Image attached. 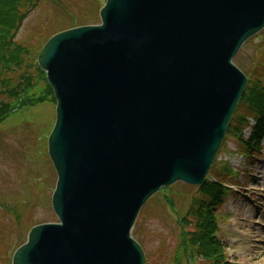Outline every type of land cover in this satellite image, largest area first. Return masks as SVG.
<instances>
[{
  "label": "water",
  "instance_id": "water-1",
  "mask_svg": "<svg viewBox=\"0 0 264 264\" xmlns=\"http://www.w3.org/2000/svg\"><path fill=\"white\" fill-rule=\"evenodd\" d=\"M100 25L59 32L39 65L57 100L49 155L61 223L13 264H144L131 231L176 181L202 184L247 84L233 58L264 0H108Z\"/></svg>",
  "mask_w": 264,
  "mask_h": 264
},
{
  "label": "rangeland",
  "instance_id": "rangeland-1",
  "mask_svg": "<svg viewBox=\"0 0 264 264\" xmlns=\"http://www.w3.org/2000/svg\"><path fill=\"white\" fill-rule=\"evenodd\" d=\"M63 1L65 5L61 7L53 0L43 3L16 34L18 42L30 46L29 53L22 57L26 75L33 77L10 79L8 84L0 81V107L9 102L18 106L0 122V264H11L14 249L24 242L32 226L57 220L51 205L57 176L46 144L56 116V103L48 93L44 75L35 68L37 55L55 24L63 27L75 24L70 19L73 12L78 22L90 19L98 23L99 8L104 3V0ZM254 39L243 46L236 63L255 81L259 77L264 79V39ZM16 66L13 71H25L21 66L17 70ZM26 81L30 82L28 87L23 85ZM4 86L21 90V95L6 96ZM249 132L246 130L245 135ZM218 158V163L230 162L238 175L231 181L236 183L235 195L230 193L217 209L223 236L220 242L227 243V256L232 262L264 264V229L258 226L264 222V152L258 158L241 157V146L230 136ZM241 191L247 193V198ZM198 194L196 186L176 183L157 193L144 206L135 238L145 249L149 264H174L182 227L178 219L187 211L192 196ZM199 261L205 258L200 257Z\"/></svg>",
  "mask_w": 264,
  "mask_h": 264
},
{
  "label": "trees",
  "instance_id": "trees-1",
  "mask_svg": "<svg viewBox=\"0 0 264 264\" xmlns=\"http://www.w3.org/2000/svg\"><path fill=\"white\" fill-rule=\"evenodd\" d=\"M43 1L44 0H0V81L4 84H8L10 79L8 75L10 73L19 72L13 71L16 64L17 69H19V66L22 68L25 67L22 54L26 55L29 53V46L17 42L15 37L19 29L23 26L25 18H27L30 12L35 10L36 6ZM89 20L90 19H85L78 22L77 19H74L73 22L76 24L91 23ZM60 27L58 28L57 26L56 29L59 30ZM52 34L53 32L51 35ZM48 38L44 41L46 42ZM38 71L44 74L39 67ZM46 86L48 93H53V89H51L48 83ZM246 91L247 92L240 101V106L246 113L252 114L256 120L257 125L254 128L253 136L249 142L245 143V146L249 149H253L255 146L259 147L262 134H264V79L259 77L255 79V81H251ZM26 92L25 90V93ZM7 93L12 96L21 95L20 90L9 91ZM24 94H22V96ZM9 111V106L1 107L0 119L6 117ZM235 121V123H231V125H233L231 131L241 137L242 129L247 125L246 117L239 118L238 115ZM200 192H203L204 197L198 199L196 207L191 208V213L195 217L194 225L197 231L182 233L178 250L174 256L175 264H194L195 253H203L209 257H214V261L210 264H227L224 262L223 257H218L222 252V246L219 245L216 235H214L217 230V224L215 214L213 213L215 204L220 201L226 191L221 184L217 185L208 182L200 188ZM188 223H190V220L187 217L185 219V224Z\"/></svg>",
  "mask_w": 264,
  "mask_h": 264
}]
</instances>
